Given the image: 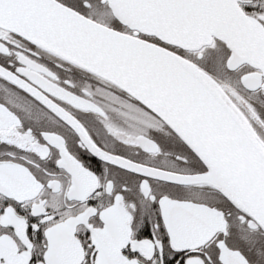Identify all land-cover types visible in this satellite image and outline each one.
<instances>
[{"label":"snow or ice","instance_id":"snow-or-ice-1","mask_svg":"<svg viewBox=\"0 0 264 264\" xmlns=\"http://www.w3.org/2000/svg\"><path fill=\"white\" fill-rule=\"evenodd\" d=\"M0 264H264V0H0Z\"/></svg>","mask_w":264,"mask_h":264}]
</instances>
